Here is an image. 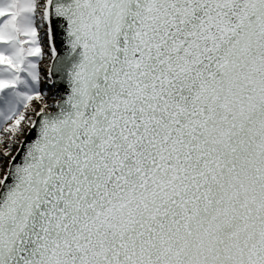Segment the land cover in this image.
<instances>
[{"label": "snow or ice", "instance_id": "1", "mask_svg": "<svg viewBox=\"0 0 264 264\" xmlns=\"http://www.w3.org/2000/svg\"><path fill=\"white\" fill-rule=\"evenodd\" d=\"M0 264H264V0H0Z\"/></svg>", "mask_w": 264, "mask_h": 264}]
</instances>
